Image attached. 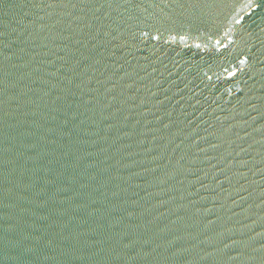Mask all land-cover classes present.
Masks as SVG:
<instances>
[{
    "label": "water",
    "instance_id": "95a60500",
    "mask_svg": "<svg viewBox=\"0 0 264 264\" xmlns=\"http://www.w3.org/2000/svg\"><path fill=\"white\" fill-rule=\"evenodd\" d=\"M0 264H264V0H0Z\"/></svg>",
    "mask_w": 264,
    "mask_h": 264
}]
</instances>
